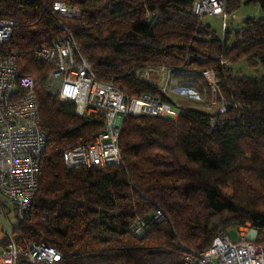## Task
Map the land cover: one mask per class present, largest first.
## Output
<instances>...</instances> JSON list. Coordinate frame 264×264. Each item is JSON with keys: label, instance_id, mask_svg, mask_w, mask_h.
Instances as JSON below:
<instances>
[{"label": "trees", "instance_id": "16d2710c", "mask_svg": "<svg viewBox=\"0 0 264 264\" xmlns=\"http://www.w3.org/2000/svg\"><path fill=\"white\" fill-rule=\"evenodd\" d=\"M80 8L79 18L49 12L53 2ZM194 0H0V17L16 28L8 47L21 74L36 79L40 127L47 136L38 186L29 215L12 234L17 242L45 241L57 247L58 264H181L186 250H203L219 232L243 225L264 246V16L246 17L218 35L192 12ZM264 0H226L227 15ZM48 8V9H47ZM73 35L94 73L130 98L144 93L175 104L176 118L126 115L120 136L122 162L69 168L63 152L92 141L103 116H78L75 104L46 86L50 64L34 54L65 34ZM170 68L177 82L216 79L219 108L176 104L158 82ZM160 209L164 217L155 220ZM140 218L145 226L134 234ZM6 242V240H5Z\"/></svg>", "mask_w": 264, "mask_h": 264}, {"label": "built area", "instance_id": "2783aa9c", "mask_svg": "<svg viewBox=\"0 0 264 264\" xmlns=\"http://www.w3.org/2000/svg\"><path fill=\"white\" fill-rule=\"evenodd\" d=\"M225 3L226 0H194L192 12L200 18L217 15L226 19ZM48 10L67 18H79L82 13L80 8L62 1L53 2ZM16 25L13 19L0 17V195L12 205L16 217L23 220L29 215L38 186L47 136L40 127L36 79L20 73L16 52L7 45ZM64 29L63 36L34 50L40 61L51 66L46 86L60 100L74 102L78 116L96 114L105 120L103 129L92 141L76 144L63 152L64 164L69 168L119 164L122 162L119 136L126 115L174 119L178 110L172 102L151 94L130 98L112 78L100 79L82 56L72 33ZM150 70L166 73L169 80L170 68L149 69L146 77ZM202 73L215 87L213 71L209 69ZM162 91L166 93L165 87ZM2 214L4 205L0 200ZM163 217L160 209L155 210V220ZM144 226L145 222L138 218L131 231L140 234ZM233 232L235 239L228 232H219L209 247L186 250L181 264H264V246L254 242L255 229L243 225L234 228ZM61 258L57 247L45 241L17 242L12 232H6V242L0 247V264H58ZM95 264L128 263L108 260Z\"/></svg>", "mask_w": 264, "mask_h": 264}, {"label": "rangeland", "instance_id": "374dc122", "mask_svg": "<svg viewBox=\"0 0 264 264\" xmlns=\"http://www.w3.org/2000/svg\"><path fill=\"white\" fill-rule=\"evenodd\" d=\"M264 16V11L260 9L258 4H248L241 5L233 14L227 15L226 19H222L221 16L217 15H203L201 21L203 24H208L213 30L216 31L218 35L224 34V32L230 27H238L240 22L246 17H261ZM241 70V72L247 75H255L264 71V66L258 64L255 68L247 66L245 59L240 60L237 64L233 66ZM211 70V69H210ZM214 74V72H213ZM144 76L146 72L144 71ZM167 74H158L159 85L163 88L165 87L166 94L179 105H189L209 111L217 110L218 108L222 110L220 102L216 100L215 91L216 86H211V90L208 95V88L205 84L196 85H186L177 82L176 79L168 77ZM215 78V75H214ZM215 84V83H214ZM212 84V85H214ZM11 220L18 223V218L11 213ZM10 227V226H9ZM230 237L235 239V234L232 229L228 231Z\"/></svg>", "mask_w": 264, "mask_h": 264}, {"label": "crops", "instance_id": "0c3cea01", "mask_svg": "<svg viewBox=\"0 0 264 264\" xmlns=\"http://www.w3.org/2000/svg\"><path fill=\"white\" fill-rule=\"evenodd\" d=\"M184 84L188 86L193 85L192 83H188V82L187 83L183 82V85ZM0 200L3 202L4 205V214L0 215V247H1L5 243L6 232H12L13 227L16 225V223L11 220V213H14L12 205L1 195H0Z\"/></svg>", "mask_w": 264, "mask_h": 264}]
</instances>
